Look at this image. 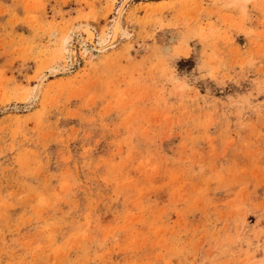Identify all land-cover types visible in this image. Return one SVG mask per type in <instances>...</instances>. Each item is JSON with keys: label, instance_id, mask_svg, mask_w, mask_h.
<instances>
[{"label": "rangeland", "instance_id": "374dc122", "mask_svg": "<svg viewBox=\"0 0 264 264\" xmlns=\"http://www.w3.org/2000/svg\"><path fill=\"white\" fill-rule=\"evenodd\" d=\"M123 1L0 0V264H264V0Z\"/></svg>", "mask_w": 264, "mask_h": 264}, {"label": "bare ground", "instance_id": "6f19581e", "mask_svg": "<svg viewBox=\"0 0 264 264\" xmlns=\"http://www.w3.org/2000/svg\"><path fill=\"white\" fill-rule=\"evenodd\" d=\"M229 1L237 2V3H239V5H241L240 7H242L243 9H246L245 6H246V1L247 0H229ZM121 5H122V3H121ZM121 5H120L121 8L118 9L117 16L114 17L115 20L112 23L111 27L107 28V24L102 26L101 31H100V33H101L100 37H101L102 41L100 43L96 42L99 45L98 47H100V48H106V47H109V46L111 47V45H113L115 43L117 36H120V35L124 34L123 27H122V24H121V15H122L123 9H125L124 7L126 6V2H124V4L122 6ZM80 26L81 27H77L76 30L78 32L80 30L85 32V34H86L85 37L87 39H89V41H91L92 44H94V42H93L94 32H93L91 26L89 24H85L84 26L80 25ZM108 29H110V31H107ZM66 35H65V38H63L62 41H61V43H62V45L60 46V47H62L61 50L63 51V53H67L68 52L70 54L71 58H74L75 53L77 51L74 52V50H73V45L74 44L71 43V40L68 37H66ZM66 38H68V39H66ZM96 43H95V45H96Z\"/></svg>", "mask_w": 264, "mask_h": 264}]
</instances>
